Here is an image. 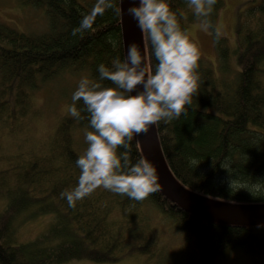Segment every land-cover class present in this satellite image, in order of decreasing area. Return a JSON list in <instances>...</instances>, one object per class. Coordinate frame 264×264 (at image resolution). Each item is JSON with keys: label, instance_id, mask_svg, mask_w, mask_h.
I'll use <instances>...</instances> for the list:
<instances>
[{"label": "trees", "instance_id": "obj_1", "mask_svg": "<svg viewBox=\"0 0 264 264\" xmlns=\"http://www.w3.org/2000/svg\"><path fill=\"white\" fill-rule=\"evenodd\" d=\"M169 2L187 16L186 0ZM23 3L42 8L49 26L37 33L0 22V125L13 133H21L33 120L26 119L33 92L60 70L89 56L91 76L98 80L100 64L110 66L115 58L126 57L120 15L112 9L73 35L97 0L89 5L85 0ZM221 4L218 0L214 9ZM255 9L260 16L241 22L236 47L225 37L217 42L223 67L219 74L200 60L199 95L186 114L157 126L167 162L179 180L199 194L232 203H264V4ZM181 23L186 26L185 20ZM233 53L239 70L231 69ZM81 117L79 124L89 128L87 113L82 111ZM61 124L66 127V120ZM68 131L45 141L36 156L8 157L12 172L24 183V196H19L20 206L11 202L0 214V264L108 262L133 253L148 255L155 264H227L239 249L264 258V225L210 222L180 209L161 191L135 201L101 188L69 207L61 194L76 186V160L82 152ZM137 141L135 137L129 154L133 164L143 156ZM32 202L40 204L29 216L59 211L57 220L36 238L17 242L13 221ZM155 216L168 220L178 245L151 232Z\"/></svg>", "mask_w": 264, "mask_h": 264}, {"label": "clouds", "instance_id": "obj_2", "mask_svg": "<svg viewBox=\"0 0 264 264\" xmlns=\"http://www.w3.org/2000/svg\"><path fill=\"white\" fill-rule=\"evenodd\" d=\"M186 3L197 29L214 35L219 42L224 33L212 19L217 0ZM109 9L117 15L122 12L116 0H97L73 35L90 28L96 16ZM127 13L142 33L143 49L133 42L123 60L117 57L110 66L99 65L98 80L82 77L67 108L68 115L76 119L86 112L91 129L85 132L87 146L76 160L77 184L61 194L72 208L101 188L135 201L161 191L151 161L142 156L131 163L132 142L161 121L179 119L199 95L202 53L191 27L182 26L181 19L187 21L185 12L174 10L169 0H133ZM78 103L83 107L78 108Z\"/></svg>", "mask_w": 264, "mask_h": 264}, {"label": "rangeland", "instance_id": "obj_3", "mask_svg": "<svg viewBox=\"0 0 264 264\" xmlns=\"http://www.w3.org/2000/svg\"><path fill=\"white\" fill-rule=\"evenodd\" d=\"M260 4H264V0H222L221 6L214 9L212 19L220 24L224 33L223 37L228 39L231 46L236 44L237 27L240 23L245 19L249 21V19L259 18L260 13L255 7ZM261 16L264 19V13ZM0 22L8 23L26 32L37 33L43 32L49 26L48 17L44 10L24 4L23 0H0ZM186 26L191 27L193 35L199 41L203 64L209 65L219 74V51L214 35L199 31L191 12L187 17ZM231 64L233 68L237 67L234 61H231ZM233 73L234 71H232V76ZM85 76L93 79L87 67L83 65H74L60 70L54 78L44 82L39 89L33 92L32 107L26 115V119L33 120L30 122L27 120V127L21 130V133L10 132L0 125V214L6 210L11 202L20 206L19 196H24V183L16 176L15 171L12 172L13 166L8 165L9 156L17 158L19 155L17 153L36 156L38 151L43 149L45 141H52L55 134L63 137L69 132L68 129L72 130L71 139L83 154L87 146L85 132L90 129L80 125L78 119L68 115L67 108L71 103L72 93L75 91L79 80ZM63 120L67 122L66 127L61 124ZM50 200L52 199H48V201ZM39 204V202H32L26 209L23 208L22 212L14 219L13 228L16 232L17 242L36 238L44 231L50 230L56 222L59 211L29 216ZM150 230L153 234L160 235L161 240L163 237V241H167L171 245H178V236L171 231L168 220L155 216ZM64 264L155 263L148 255H135L133 253L117 261L75 260ZM227 264H264V258L245 253L239 249L231 254Z\"/></svg>", "mask_w": 264, "mask_h": 264}, {"label": "water", "instance_id": "obj_4", "mask_svg": "<svg viewBox=\"0 0 264 264\" xmlns=\"http://www.w3.org/2000/svg\"><path fill=\"white\" fill-rule=\"evenodd\" d=\"M133 0H123L122 34L127 54V46L135 42L143 49V37L136 21L127 13ZM138 2V0H137ZM143 157L157 168L162 185V194L180 209L214 223L231 225H264V203H232L210 198L187 188L174 174L165 157L160 143L157 126L148 133L138 136Z\"/></svg>", "mask_w": 264, "mask_h": 264}, {"label": "bare ground", "instance_id": "obj_5", "mask_svg": "<svg viewBox=\"0 0 264 264\" xmlns=\"http://www.w3.org/2000/svg\"><path fill=\"white\" fill-rule=\"evenodd\" d=\"M93 0H85V3L87 4V5H89V3H91ZM94 4V3H93ZM119 7H121V2H120V4H119ZM122 9V8H121ZM190 14V11L187 13V17H188V15ZM242 22H245V23H251L252 22V19H249V21H246V19L245 20H243ZM241 24V23H240ZM120 25H121V28H122V12H121V14H120ZM238 28V27H237ZM123 35V34H122ZM238 38V37H237ZM227 39V38H226ZM124 42V41H123ZM227 42L229 43V45L231 46V44H230V42L228 41V39H227ZM237 42H238V40L236 41V44H237ZM236 44L234 45V46H231V48H234V47H236ZM216 45H217V42H216ZM124 51H125V47H124ZM219 51V50H218ZM126 56V55H125ZM234 58V59H233ZM219 63H220V66H219V63H218V69H219V71H222V68L223 67H221V64H222V62H221V57H220V53H219ZM231 61H234L235 63H236V66L237 67H232V64H231ZM89 63H90V57L88 56V57H83V58H79L77 61H75V62H73L72 63V65H75V66H78V65H83V66H86L87 67V70L89 71V73L91 74V71H90V68H89ZM230 64H231V69L233 68V69H236V70H239L240 69V67H239V65H238V59H236V56L234 55V53L232 54V56H231V59H230ZM228 68H229V66H228ZM232 69V70H233Z\"/></svg>", "mask_w": 264, "mask_h": 264}]
</instances>
